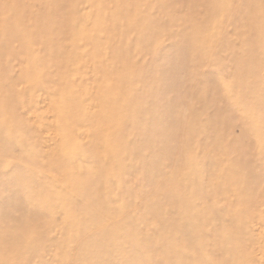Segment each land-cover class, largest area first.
Instances as JSON below:
<instances>
[{"label":"rangeland","instance_id":"374dc122","mask_svg":"<svg viewBox=\"0 0 264 264\" xmlns=\"http://www.w3.org/2000/svg\"><path fill=\"white\" fill-rule=\"evenodd\" d=\"M5 142L0 264H264V0H0Z\"/></svg>","mask_w":264,"mask_h":264},{"label":"snow or ice","instance_id":"6c2138e0","mask_svg":"<svg viewBox=\"0 0 264 264\" xmlns=\"http://www.w3.org/2000/svg\"><path fill=\"white\" fill-rule=\"evenodd\" d=\"M262 150H264V145H262ZM0 152H2L3 155H4L6 158H8V159H11V160H15V159H17V157H16L13 153L10 152L7 142H5L3 148L0 149ZM18 171H19L21 174H23V169H19Z\"/></svg>","mask_w":264,"mask_h":264}]
</instances>
